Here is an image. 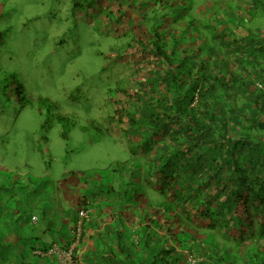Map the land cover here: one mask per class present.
I'll return each mask as SVG.
<instances>
[{"label":"trees","instance_id":"1","mask_svg":"<svg viewBox=\"0 0 264 264\" xmlns=\"http://www.w3.org/2000/svg\"><path fill=\"white\" fill-rule=\"evenodd\" d=\"M184 1L102 0L109 35L124 40L110 64L129 68L105 134L125 140L132 162L102 175L145 264H264V32L231 38L229 21L221 34ZM8 80L5 99L21 90L29 104ZM88 197L77 199L86 211Z\"/></svg>","mask_w":264,"mask_h":264},{"label":"rangeland","instance_id":"2","mask_svg":"<svg viewBox=\"0 0 264 264\" xmlns=\"http://www.w3.org/2000/svg\"><path fill=\"white\" fill-rule=\"evenodd\" d=\"M184 2L206 24L211 17L221 34V22L229 21L231 38L237 27L264 32V0L254 2L252 14L238 0ZM101 4L93 0L74 8L71 0H0V79L21 82L30 101L20 100L16 89L8 101L0 90V181L7 179V185L19 184L23 172V183L25 177L68 186L62 195L76 200L85 174L132 163L125 140L105 134L112 126L106 120L113 90L129 68L110 64L109 55L124 40L109 35L102 21L109 5Z\"/></svg>","mask_w":264,"mask_h":264},{"label":"crops","instance_id":"3","mask_svg":"<svg viewBox=\"0 0 264 264\" xmlns=\"http://www.w3.org/2000/svg\"><path fill=\"white\" fill-rule=\"evenodd\" d=\"M238 1H243L245 11L248 6L254 7L256 0L251 5L246 0ZM105 171H100L101 175ZM21 174L24 173L18 174L17 185L13 182L7 185V179L6 183L0 181V264H60L54 254L47 253V249L54 246L71 250L76 264H143L150 261V255L138 246L137 234L126 232L125 222L119 219L115 209L118 202L109 193L113 180L108 174L100 176L103 183L99 185L92 173L80 178L81 194L90 197L86 206L88 216L81 219L79 225L77 213L85 209L77 204L78 197L72 201L64 198L63 188L68 186L31 183V178L25 177L23 183ZM36 179L41 182V178ZM119 238H122V245H119ZM126 245L133 255L131 263L126 259Z\"/></svg>","mask_w":264,"mask_h":264},{"label":"built area","instance_id":"4","mask_svg":"<svg viewBox=\"0 0 264 264\" xmlns=\"http://www.w3.org/2000/svg\"><path fill=\"white\" fill-rule=\"evenodd\" d=\"M88 214V211L80 209L77 213L78 220L77 223L79 225L81 219L85 218ZM34 219V218H33ZM79 232V229L77 228V233ZM79 234V233H78ZM48 254H54L60 264H76L75 261L73 260L71 250H64L60 249L58 247H51L47 251ZM191 261L195 262V259L191 257Z\"/></svg>","mask_w":264,"mask_h":264}]
</instances>
